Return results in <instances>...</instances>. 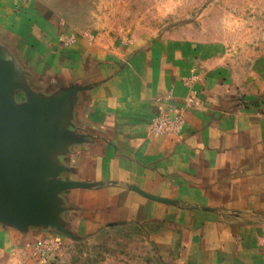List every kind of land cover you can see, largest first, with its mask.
<instances>
[{"label": "crops", "instance_id": "obj_1", "mask_svg": "<svg viewBox=\"0 0 264 264\" xmlns=\"http://www.w3.org/2000/svg\"><path fill=\"white\" fill-rule=\"evenodd\" d=\"M197 48L124 56L41 0H0V102L26 122L0 136V167L33 195L0 236L27 264L42 239L125 219L161 223L171 264H264V106ZM160 111L180 124L153 136Z\"/></svg>", "mask_w": 264, "mask_h": 264}, {"label": "rangeland", "instance_id": "obj_2", "mask_svg": "<svg viewBox=\"0 0 264 264\" xmlns=\"http://www.w3.org/2000/svg\"><path fill=\"white\" fill-rule=\"evenodd\" d=\"M41 1L86 38L105 43L124 56L142 52L156 40L194 44L211 70L221 71L223 79L243 97L264 106V0ZM154 119L170 118L165 111L151 118L148 130L153 136L170 133L166 126L157 132L151 124ZM140 195L148 197L142 191ZM155 201L166 203L160 198ZM159 226L153 231L147 220L132 223L125 219L109 222L91 237H65L57 240L48 264H171L164 254L163 227ZM16 242L7 243L0 236V264H27Z\"/></svg>", "mask_w": 264, "mask_h": 264}, {"label": "water", "instance_id": "obj_3", "mask_svg": "<svg viewBox=\"0 0 264 264\" xmlns=\"http://www.w3.org/2000/svg\"><path fill=\"white\" fill-rule=\"evenodd\" d=\"M23 120V114L11 111L8 106L0 102V136L25 127L26 122ZM6 180L4 170L0 167V213L1 216L15 218L13 220L16 221L22 214H26L27 208L22 204L33 195L26 194L22 188L9 185Z\"/></svg>", "mask_w": 264, "mask_h": 264}, {"label": "built area", "instance_id": "obj_4", "mask_svg": "<svg viewBox=\"0 0 264 264\" xmlns=\"http://www.w3.org/2000/svg\"><path fill=\"white\" fill-rule=\"evenodd\" d=\"M152 126L157 130V132H161L163 126L171 132L178 129L180 124V119L175 121L170 120H159L154 119L151 122ZM57 241L53 239H42L36 243V250L34 251V256L36 258L37 264H48L49 263V254H54L57 248Z\"/></svg>", "mask_w": 264, "mask_h": 264}]
</instances>
